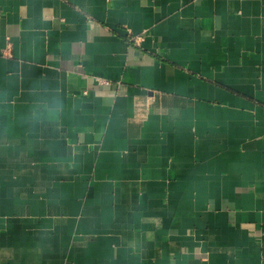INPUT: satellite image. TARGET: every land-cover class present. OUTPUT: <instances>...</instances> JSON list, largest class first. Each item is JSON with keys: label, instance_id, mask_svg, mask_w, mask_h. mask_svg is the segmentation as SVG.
Wrapping results in <instances>:
<instances>
[{"label": "crops", "instance_id": "obj_1", "mask_svg": "<svg viewBox=\"0 0 264 264\" xmlns=\"http://www.w3.org/2000/svg\"><path fill=\"white\" fill-rule=\"evenodd\" d=\"M0 264H264V0H0Z\"/></svg>", "mask_w": 264, "mask_h": 264}, {"label": "built area", "instance_id": "obj_2", "mask_svg": "<svg viewBox=\"0 0 264 264\" xmlns=\"http://www.w3.org/2000/svg\"><path fill=\"white\" fill-rule=\"evenodd\" d=\"M97 82H98L99 84H103V85H107V84H108L107 82L100 81V80H97Z\"/></svg>", "mask_w": 264, "mask_h": 264}]
</instances>
